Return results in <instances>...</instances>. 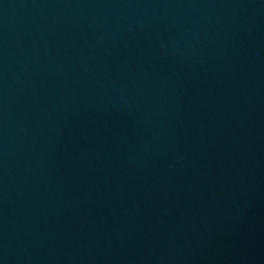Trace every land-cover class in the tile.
Returning <instances> with one entry per match:
<instances>
[{
  "label": "water",
  "instance_id": "obj_1",
  "mask_svg": "<svg viewBox=\"0 0 264 264\" xmlns=\"http://www.w3.org/2000/svg\"><path fill=\"white\" fill-rule=\"evenodd\" d=\"M0 264H264V0H0Z\"/></svg>",
  "mask_w": 264,
  "mask_h": 264
}]
</instances>
